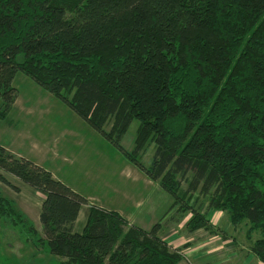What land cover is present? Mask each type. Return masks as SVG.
<instances>
[{
  "label": "trees",
  "instance_id": "16d2710c",
  "mask_svg": "<svg viewBox=\"0 0 264 264\" xmlns=\"http://www.w3.org/2000/svg\"><path fill=\"white\" fill-rule=\"evenodd\" d=\"M19 72L168 194L199 195L206 214L250 224L252 252L264 263V0H0V119L17 101ZM135 120L134 148L125 151ZM0 170L45 197L41 231L2 194L0 220L47 245L57 264H179L181 250L163 240L161 223L179 205L170 219L179 224L190 211L191 233L212 227L175 202L149 230L93 205L75 232L87 198L1 145Z\"/></svg>",
  "mask_w": 264,
  "mask_h": 264
},
{
  "label": "rangeland",
  "instance_id": "374dc122",
  "mask_svg": "<svg viewBox=\"0 0 264 264\" xmlns=\"http://www.w3.org/2000/svg\"><path fill=\"white\" fill-rule=\"evenodd\" d=\"M13 83L18 90V98L12 112L0 119V145L16 156L26 158L50 171L55 179L89 200V205L83 206L80 212L77 232L85 227L90 206L93 205L117 211L125 218L134 213L135 219L129 223L148 230L149 226L153 227L160 222L169 208L177 202L184 208L187 205L195 207V215L197 212L207 215L212 227L191 233L186 225L193 216L192 212H186V218L179 224L175 222L176 219H170V216L177 218L175 212L181 206L179 205L163 219L162 224L167 227V239L180 232V237L192 238L191 243L200 246L199 249L203 252L204 247H209L208 243H219L224 237L237 239L246 245L244 236L247 237L250 224L235 228L225 212L217 211L224 214H221L223 223L216 225L212 221L215 211L205 213L207 203L204 198L196 195L188 200L187 196L183 198V194L178 198L168 194L140 171L124 152L113 146L67 104L44 90L33 79L19 72ZM45 94L48 95L46 98L43 96ZM111 125L112 123L109 126ZM138 126L139 122L135 120L122 142L123 150H133ZM153 154L154 145L146 147L140 158L141 162L149 166ZM262 170L264 172V165ZM0 174L19 190L15 191L0 181V194L13 202L28 225L35 226L45 197L19 179L1 170ZM184 220L186 223L180 230L179 225ZM235 234L239 238H233ZM24 235H27L26 230L22 233L20 228L15 229L0 220V260L3 263L57 264L60 261L59 257L46 252L47 245L36 246L27 241ZM252 235L256 239L260 237L258 234ZM232 247L238 250L234 241ZM188 258L192 262L190 256ZM210 263L213 264L211 261ZM210 263L208 260L203 262Z\"/></svg>",
  "mask_w": 264,
  "mask_h": 264
},
{
  "label": "crops",
  "instance_id": "0c3cea01",
  "mask_svg": "<svg viewBox=\"0 0 264 264\" xmlns=\"http://www.w3.org/2000/svg\"><path fill=\"white\" fill-rule=\"evenodd\" d=\"M43 96L46 98L48 95L45 94ZM40 211H41V209H40ZM40 211L37 215V218H36L37 220L35 221V226H36L38 231L42 230V225L40 222ZM221 214L223 215L224 213H221ZM221 214H220V212H215L212 215V217H213L212 221L216 225L223 223L222 222L223 217L221 216ZM133 215H134V213L131 214L129 216V218H126V219L129 221H134L135 218ZM167 217H165V219ZM79 219H80V215H79V218H78L76 225H75V232H77L76 227H77V224L79 223ZM215 219H216V221H215ZM85 223H86V221H85ZM161 223H163V221ZM184 223H186L185 220L179 225L180 230L182 229ZM151 227L149 226L147 229L149 230V229H151ZM165 233H167V232L165 231ZM165 233L164 234L162 233L163 240H165L171 248L181 250V254L183 255L184 259L179 264H203V262L205 260H208L209 263L211 261V262H213V264H225V263H229V264H263L258 259V257L252 252V250H251L252 246H250L251 241L246 236H244V238L246 239V245L243 243H240L237 239H232L231 237H224L225 239H222L219 243H216V242L213 243V241L211 243H208L207 246H209V247L208 248L204 247L203 248L204 252H203L202 250L199 249L200 246H196L195 244L191 243L192 238H186L185 239V238L179 236L180 232H176L172 237L167 239ZM172 238H174V239L171 240ZM233 238H239V237L235 234V236H233ZM240 239H242V238H240ZM254 239H256V238H254ZM232 241H234V244L238 247V250H236V248L232 247ZM188 243H191V244H188ZM200 245H202V244H200ZM189 251H190V253H188ZM188 256H190V258L192 259V262L189 261ZM210 264H212V263H210Z\"/></svg>",
  "mask_w": 264,
  "mask_h": 264
}]
</instances>
